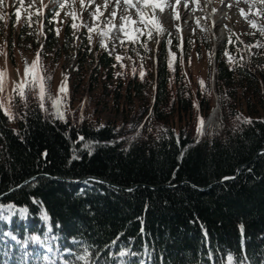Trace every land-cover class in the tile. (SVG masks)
Returning <instances> with one entry per match:
<instances>
[{"label": "trees", "instance_id": "obj_1", "mask_svg": "<svg viewBox=\"0 0 264 264\" xmlns=\"http://www.w3.org/2000/svg\"><path fill=\"white\" fill-rule=\"evenodd\" d=\"M166 41L163 35L155 51L152 81L146 78L154 91L150 115L169 130L163 131L160 139L139 134L127 140V132L110 123L96 131L100 125L84 119L67 117L66 123L52 122L50 116L38 109L34 96L30 109L22 105L19 109L22 114L30 111L25 120H9L0 112V193L36 174L65 178L92 174L120 186L147 185L129 192L96 182L86 185L39 176L35 187L30 181L0 199L2 203L27 205L30 210L28 218L15 216L0 220V237L4 231H12L18 238L13 242L2 237L0 261L7 258L5 244L8 243L12 245L10 264L17 261L19 264H93L94 261L120 264L121 260L128 264H138L140 260L145 264H225L228 252L235 257L233 264L241 256L246 258L245 264L264 261V156L258 155L235 180L216 183L233 175L237 165L250 161L258 148L264 146V122L253 117L252 125L226 127L221 118V128L210 136H202L199 143L192 122L185 127L166 125L170 82L175 83V72L171 74L167 66ZM113 64V58L106 53L98 56L99 67L104 69ZM231 77L228 67L215 60L214 84L218 93L220 85ZM141 83L135 78L129 81L128 89H136ZM119 98L121 92L114 95L116 107ZM192 106V97L186 99L180 94L175 109L178 115L187 114ZM200 108L202 117H209L210 103L201 99ZM78 133L86 141L99 143L91 156L82 151L80 159L69 163L73 148L79 150L84 143L73 144ZM45 151L46 158L41 156ZM181 181L196 187L212 185L201 191L190 184L176 185ZM160 184L167 186L149 187ZM30 197L43 202L55 240L48 238L45 242L47 225L38 218L41 208L33 205ZM137 217L144 221L143 235ZM57 223L60 227H56ZM241 223L245 226L243 253L238 227ZM202 229L207 231V242ZM26 234L40 235L41 244L29 242L28 251L35 250L34 254L20 259L23 249L18 242ZM118 236V244H112ZM65 248L70 251H64ZM121 248L136 255L123 258L115 255ZM85 249L88 258L77 261L75 257L83 255ZM209 252L213 253L211 261Z\"/></svg>", "mask_w": 264, "mask_h": 264}, {"label": "rangeland", "instance_id": "obj_2", "mask_svg": "<svg viewBox=\"0 0 264 264\" xmlns=\"http://www.w3.org/2000/svg\"><path fill=\"white\" fill-rule=\"evenodd\" d=\"M44 2L47 3V0ZM98 2L103 3V0ZM214 2L216 7L212 15L208 0H196V2L188 0L187 8L183 7V3L176 5L175 0H171V4L179 12L180 19H174L173 7L166 8L164 14H158L153 18L159 19V23L166 29L164 36L167 40L172 38L173 45H179L180 40L169 37L168 32L173 33L174 37L183 39L182 52L180 48L172 47V51L177 54L178 62L174 65L175 73L170 71L175 75V83L171 81L170 99L165 107L166 116H168L166 125L185 127L188 122H192L196 132L197 116L203 115L200 108V101L203 99L210 103L211 113L204 120L206 124H212L211 135L221 128V118L226 127L241 125V122L236 120L237 115L250 119L256 117L264 121V67H260L264 66V55H252L245 48V45L255 44L257 40H264V37H261L259 33L248 34L255 30L240 14V9H244L245 12L249 9V5L243 0L239 3L235 0H224L223 3L221 0H213ZM29 3L30 0H24L23 5L17 0H6L5 5L0 8V12L4 14L3 20H0V69L7 71L9 92L12 89V82L19 81L23 76L25 65L31 64L37 50L40 49V43L43 42L44 49L40 60L44 72L41 74L50 77L45 81L46 91L55 97L64 76H68L69 96L66 118L80 119L83 114L84 120L93 124H114L120 130L127 132L125 135L127 140L135 138L137 131L145 137L149 135L156 137L163 132L165 125L152 119L150 115L154 91L149 85L150 81L146 83V78L151 80L150 73L155 68V51L158 46L156 40H160L161 43L163 35L155 34L152 40H148V48L151 51L145 52L144 49L139 48L140 55L144 57L143 60L135 52L127 51V56H131L132 59L125 58L122 61L125 65L123 69L119 65L115 68L109 66L103 69L97 65L98 56L101 53L107 55L108 53L100 48L98 37L94 36L92 51L88 52L86 29L82 28L80 33H77L79 39L74 37L70 27L71 18L65 17L63 12L60 17L64 21L63 24L49 25L48 19H51V16L47 9H43L47 17L44 20L46 38L40 36L38 22L32 27H27L24 23L27 15L25 9L28 12H34L40 7L35 5L29 8ZM74 7L79 12L78 0ZM17 8L21 9L19 21L14 14ZM67 10L69 9L66 8L65 11ZM129 12L133 14V19H137L134 9H130ZM105 15L107 16V13ZM120 15L118 10L117 23H119ZM82 18L91 26V17L87 12L82 14ZM36 19L34 16L33 20ZM177 25L179 31H177ZM55 27L61 29L59 37L54 31H48L49 28ZM34 30L36 35H28ZM146 39V36L141 37L142 41ZM230 40L232 43H229ZM132 47L133 45H128L129 49ZM168 47L166 45L167 57ZM225 49L237 59L243 57L241 60L243 67H233L230 70L227 57L224 56ZM259 51L256 48L251 49V53ZM116 54L125 56V49L117 47ZM210 54H212L211 63H209ZM110 57L116 64L114 55ZM180 59L183 60V64L179 63ZM215 60L216 62L221 60L232 72V77L220 85L219 93L214 84ZM141 64L145 71L143 80L139 76ZM133 68L137 69L136 74H133ZM117 72L124 74L117 76ZM92 76L96 78L93 77V81ZM135 78L142 82V88L140 86L136 89H128L129 81ZM200 80L205 82L209 95L201 91ZM119 92H121V98H119V107H116L117 101H114V95ZM180 94L186 99L192 97L193 103L199 104V109L192 106L189 113L184 112L178 115L175 108ZM81 105H83L82 113ZM46 106L51 107L50 101L46 102ZM141 124L143 128L140 127ZM149 128L152 129L151 132Z\"/></svg>", "mask_w": 264, "mask_h": 264}, {"label": "snow or ice", "instance_id": "obj_3", "mask_svg": "<svg viewBox=\"0 0 264 264\" xmlns=\"http://www.w3.org/2000/svg\"><path fill=\"white\" fill-rule=\"evenodd\" d=\"M18 3L23 5L24 0H17ZM193 2H196V0H193ZM224 0H221V3H223ZM236 3H239L240 0H235ZM244 3L249 5L248 12H245L244 9H240V14L243 16L247 21L249 26L254 29V32L248 33L249 35H255L256 33H259L261 37H264V0H243ZM6 3V0H0V8H2ZM77 3V0H47V3L44 2V0H30V3L28 5L29 8L34 7L35 5H39L40 7L36 9L34 12H28L27 9H25V12L27 13L25 17V25L27 27H32L34 23L40 24L39 29V35L46 38V32L44 20L47 19L45 16V13L43 9H47L48 13L51 16V19H48V24L52 25L54 23L63 24L64 21L60 19L61 12H63V15L65 17H70V27L73 30V36L79 39V36H77V33H80L81 29H86L87 32V43L88 48L87 51H92V45L94 43V36L98 37V43L102 50L106 51L109 56H113L116 60V64H113L112 67L115 68L117 65L121 69L125 67V65L122 63V61L127 58L128 60H131V56H127V51H133L136 53V55L143 60L144 57L140 55L139 48L144 49L145 52L151 51L148 48V40H152L154 37V33L156 35H164L166 33V29L159 23V19H153L154 17H157L158 14L162 15L165 13L166 8L173 7L171 4V0H103V3H99L98 0H78L79 3V12L75 9V4ZM183 3V7L187 8L189 6L188 0H175L176 5H180ZM69 9L65 11V9ZM130 9H134V15L137 17V19H133V14L129 12ZM121 13L119 16V23H117V12ZM173 11L175 13L174 19H180L179 12L173 7ZM87 12L91 17V26H89V23L87 21H84L82 18V14ZM107 13V16L105 15ZM15 16L17 18V21L20 19L21 9L17 8L15 11ZM36 17V20H33V17ZM4 14L0 12V20H3ZM48 31H54L55 35L59 37L60 35V27L49 28ZM177 31H179V26L177 25ZM37 33L35 30L33 32H29L28 35H36ZM167 35L169 37H173L180 40L179 45H173V39L170 38L166 41V44L168 47V57H167V64L169 71H175L174 65L178 62L177 61V54L176 52L172 51V47H178L180 48L181 52L183 51V39L182 37H174L173 33L168 32ZM147 37L146 40H141V37ZM157 45L160 44V40H156ZM191 43V42H189ZM229 43H232L230 40ZM241 43H243L241 41ZM111 45V47H109ZM128 45H133L132 48H128ZM138 46V47H136ZM117 47H122L125 49V56H121L119 54H116ZM245 48L250 52L252 55H264V40H257L255 44H247L245 45ZM256 48L260 51L257 53H251V49ZM44 49V43H40V49L36 52V57L32 60L31 64H26L24 68V74L19 79V81H13L12 82V89L11 92L8 91V76L6 69H0V112L3 113L4 116H6L9 120L14 119H21L25 120L27 116L30 114L29 112L21 113L20 107L21 105L25 109H30L31 104V98L34 96L36 100V104L38 109L45 113V116L51 117L52 122L59 120L66 123V113L68 112L67 108V102H68V76H64L63 80L60 83V86L57 91V95L55 97H52L45 88V81L47 79H50V77L44 76L41 73L44 72V67L41 63V54ZM239 51V49H237ZM211 55L209 63H211ZM224 56L227 57V63L230 66V70L233 67H243V64L241 63L240 59H237L235 56L231 55L227 49L224 51ZM190 62V61H189ZM179 63L183 64V60L180 59ZM264 67V66H260ZM133 74H136L137 69H132ZM123 72H117V76L123 75ZM139 76L141 80L145 77V71L144 66L141 64L140 70H139ZM171 83V82H170ZM201 91L205 95H209L207 89L205 88V82L203 80L199 81ZM50 101L51 107L46 106V102ZM193 106L199 109V104L197 102L193 103ZM83 105H81V113H82ZM83 114L80 116V120H83ZM236 120L240 121L244 125H252L253 120L246 117H241L237 115ZM264 122V121H262ZM104 125L101 124L96 131H99L101 128H103ZM141 128H143V125H140ZM239 125H237V128ZM211 129L212 124L205 122L204 118L201 116H197V124H196V143L200 142V138L205 135H211ZM150 132L152 131L151 128L148 129ZM235 130V129H234ZM115 131H119V129H116ZM165 133H167L169 130L162 129ZM13 132L15 133L16 130L13 129ZM67 135V134H65ZM137 135H139V131H137ZM0 136H2V133H0ZM161 137H157V139H160ZM123 139V137H121ZM83 141L82 147L77 150L75 147L73 148V154L72 158L69 161L71 163L72 160H78L80 159L79 152L87 151L88 154L91 156L95 150V148L98 145V141H91V140H85V137L82 135L77 134V140L73 141V144L79 143ZM176 142L177 144L180 143V137L179 134H176ZM109 143H116V141H111ZM183 152L181 153V157L183 156ZM259 155L264 156V151L259 153ZM42 157H47V151L41 154ZM239 169L237 170V173H239ZM251 172V169L248 170ZM173 176H175V173H173ZM47 177V174H44V178ZM38 177H32V187H35L38 181ZM236 179L235 176H225L220 181L221 183H224L228 180H234ZM93 182L96 183H105L104 181L97 180L94 177H90L83 181L84 184L89 185ZM29 181H25L24 185H27ZM24 185H15V189L18 190ZM172 187H175V185H171ZM193 187H196L193 185ZM13 191L12 188H9V193ZM127 191L132 192L134 189H127ZM0 195H4L3 193H0ZM30 200L32 201L33 205H38L41 208L40 213L38 214V218L47 225V235L45 237V242L48 238L55 240L57 237L53 234V228L48 223L50 220V216L48 215L47 211L43 207V202L35 197H30ZM147 207V205L145 206ZM19 216L21 218H28L30 216V210L27 205L24 206H17L13 202L9 203H2L0 202V220L7 221L12 217ZM138 220H140V234H144V221L137 217ZM56 227H60V225L57 223ZM240 229L241 234V252L244 251V239H245V226L243 223L238 225ZM204 233V240L207 242L208 240V234L207 231L202 229ZM2 237H8L11 241L16 242L18 240L17 236L12 231H4L2 233ZM2 237H0V241H2ZM75 239V237H73ZM131 239V238H130ZM119 236L117 239L113 240L112 244H118ZM29 242L31 244L40 245L41 244V236L37 234H26L19 242L18 246L22 247V255L20 259H27L31 257L35 250L32 252L28 251V245ZM5 247L8 249V252L5 253V256L7 257L3 261H0V264H10V259L12 256L11 248L12 245L10 243L5 244ZM107 247V245L105 246ZM64 251H70V249L65 248ZM98 255V252L96 253ZM109 255H113L111 252H109ZM115 255L119 257H126V256H135L136 253L131 252L127 248H121L120 251H118ZM88 258V252L87 249H85V252L83 255H78L75 257L77 261H83ZM46 259V257H45ZM151 256L149 255V261H151ZM208 259L211 261L213 259V253H208ZM245 257L241 256L240 260L236 261V264H245ZM235 260V257L232 252H228L225 264H233ZM16 264H19V261L16 262ZM67 264V262H66ZM93 264H96L94 261ZM120 264H128V262L121 260ZM138 264H145L143 260H140ZM261 264H264V261H261Z\"/></svg>", "mask_w": 264, "mask_h": 264}, {"label": "water", "instance_id": "obj_4", "mask_svg": "<svg viewBox=\"0 0 264 264\" xmlns=\"http://www.w3.org/2000/svg\"><path fill=\"white\" fill-rule=\"evenodd\" d=\"M262 151H264V146L263 147H260L258 148V150L256 151V153L253 155L252 159L248 162H245V163H241L239 165L236 166L235 170H234V174L233 175H230V176H235L236 178H238V176L241 174V172L250 164L251 161H253L258 155L259 153H261ZM240 170L239 173H237V170ZM41 175H44V174H36V175H33L31 177H28L26 179H24L22 182L19 183V185H24V182L25 181H31V178L32 177H39ZM48 178L52 179V180H58V181H67V182H71V183H83V181H85L86 179L90 178V177H94L96 178L97 180H101V181H104L105 183H101V184H106L108 186H111V187H114V188H120V189H124V190H127V189H133L137 186H147L145 184H140V183H137V184H133V185H130V186H120L118 184H115L109 180H106L104 178H102L101 176H98V175H92V174H87V175H84V176H81V177H78V178H65V177H61V176H50V175H47ZM222 179H220L219 181H217L216 183H221ZM235 180V179H234ZM230 181H233V180H228V181H225V182H230ZM181 184H190L192 187H193V184L191 183H188L187 181H181L179 183H177L176 185H181ZM175 185V186H176ZM212 184H209L205 187H194L198 190H206L208 189ZM167 185H163V184H160V185H156V186H149L150 188H158V187H165ZM13 191L16 190L15 189V186L12 187ZM9 193V190L4 192L3 194L4 195H0V199L3 198L4 196L8 195Z\"/></svg>", "mask_w": 264, "mask_h": 264}, {"label": "bare ground", "instance_id": "obj_5", "mask_svg": "<svg viewBox=\"0 0 264 264\" xmlns=\"http://www.w3.org/2000/svg\"><path fill=\"white\" fill-rule=\"evenodd\" d=\"M185 12H187V10Z\"/></svg>", "mask_w": 264, "mask_h": 264}]
</instances>
